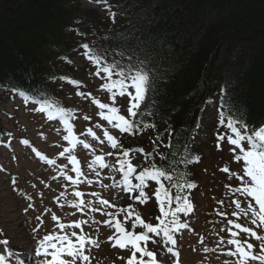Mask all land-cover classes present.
Returning <instances> with one entry per match:
<instances>
[{
  "label": "trees",
  "instance_id": "trees-1",
  "mask_svg": "<svg viewBox=\"0 0 264 264\" xmlns=\"http://www.w3.org/2000/svg\"><path fill=\"white\" fill-rule=\"evenodd\" d=\"M143 1L156 9L108 0L115 20L106 18L96 30L77 0H0V91L42 103L56 100L60 64L83 44L63 35L65 27L90 32L109 62L147 60L154 69V88L134 119L155 127L134 130L136 139L148 138L143 145L156 148L157 165L171 164L175 183L192 182V169L202 159L194 135L206 103L216 101L219 114L231 112L252 128L264 125V0ZM1 104L0 97V112Z\"/></svg>",
  "mask_w": 264,
  "mask_h": 264
},
{
  "label": "rangeland",
  "instance_id": "rangeland-1",
  "mask_svg": "<svg viewBox=\"0 0 264 264\" xmlns=\"http://www.w3.org/2000/svg\"><path fill=\"white\" fill-rule=\"evenodd\" d=\"M78 1L80 8L82 7L83 12L87 14V21L90 20L96 30L102 28L105 20H109V12L108 9H103L104 5L89 0ZM84 51L82 47L77 49L69 60L60 64V77L67 79L59 78L53 83V95L56 98V101H53L56 102L54 106L71 110L70 123L73 125V132L78 135L77 140L88 143L89 148H85L81 143L73 146L69 140H65L64 137L68 132L63 120L57 115L50 119L47 111H39L43 104L23 101L13 94L0 91L2 99L0 120L6 129L4 137L0 138V233L2 229L8 228L6 225L8 223L5 224V221H10L8 226L11 227L12 219L15 220L14 228L27 229L32 233L33 238L35 235L29 226L34 222L39 223L42 230H47L48 225L54 226L55 233L60 232L59 225L64 224L66 227L63 231L70 234L72 231L80 232V229L70 227L71 225L86 221L82 224L83 232L96 239L99 245L88 246L89 250L86 254L89 255L91 264H126L131 252L118 246L112 247L115 241L109 237L115 234V228L105 221L110 220L111 225H114L116 219H119L126 229L131 230L129 226L135 220V216L125 221L124 213L119 211L121 207L130 204L132 210L139 213L146 222L153 225L159 223L156 217L162 214L159 213L158 201L152 194L153 184L145 189L149 196L146 203L141 204L133 199L121 205L119 198L116 199V194L111 189V185L117 180L106 179L109 167L101 168L98 163L94 166L90 165L97 155L103 156L104 162L108 165L110 164L107 162L108 157L111 156L115 163L116 160L123 158L124 150L134 147L132 150L141 148L144 150L143 153L129 151V157L135 156L138 159L136 165L140 164L141 167H137V170L141 171L142 167H147L150 163L148 160L145 161V146L142 143L148 138L138 141L134 132L121 133L118 128H114L99 115L101 110L94 103L93 98L119 108V114L124 115L125 118L130 115L127 112L130 101L127 95L121 97L118 94L116 99L112 100V93L102 87L107 82L106 74L101 72L99 76L95 75L96 66L87 59L83 54ZM70 81L78 83L73 84ZM198 123L194 142L195 145H200L202 159L192 171L199 184L197 191L187 196L192 203V210L187 214L177 213L178 223L187 227L174 230L173 236L177 243L175 245L165 243L158 252L164 258L167 256L171 258L172 264L176 259L173 253H167L168 247L173 248V252L179 253L182 264H236L237 257H230L227 254L230 249L234 250V246L228 244V240L233 238L232 231H240L235 229L234 223L257 228L256 225L251 224L250 214L244 215L241 209L235 206L237 200L241 201V208L251 202V198L234 192L241 182L237 176L231 174L242 173V162L234 159L238 152L231 151L234 146L230 145L227 139L218 140V136L225 134L227 130L219 124L215 103H207ZM89 128L100 137V140L87 134ZM105 130L118 138L122 149L111 147L110 142L103 135ZM130 136L137 141L131 140L127 143L125 138ZM25 140L29 143L24 144ZM101 140L104 142L101 143ZM244 146L247 148V144ZM69 149L71 152L67 151ZM37 152L41 155L38 156ZM61 152H64L63 156L60 155ZM110 152L114 155H108ZM69 155L76 157L78 162L76 167H79L81 175L78 176L73 171L75 166L72 165ZM41 156L46 159H42ZM50 160L55 163H48L47 161ZM149 160L154 161V157H149ZM225 167L228 168L227 172L223 171ZM68 176H72L73 180L78 182L73 183L68 180ZM134 183L138 181L134 180ZM77 191L82 193L81 197L75 195ZM126 192L124 187V191L119 195ZM81 199L84 203L79 208L72 206L74 203L79 204ZM31 200L33 206L30 205ZM102 200H108L109 204H102ZM107 213H113V216ZM10 230H6L9 236L13 232ZM135 231L137 233L141 231L140 227ZM258 234L264 235V228L258 229ZM4 237L8 239L7 236ZM241 237L247 238L254 244V252L259 250L260 241L246 237L243 233L235 238ZM18 239L13 241L16 242ZM148 248L156 251L151 242ZM158 252L157 258H159ZM165 253L167 254L164 255ZM22 260L27 261L25 258ZM42 262L43 260L39 264ZM77 264L80 262L77 261ZM250 264H259V262H250Z\"/></svg>",
  "mask_w": 264,
  "mask_h": 264
},
{
  "label": "snow or ice",
  "instance_id": "snow-or-ice-1",
  "mask_svg": "<svg viewBox=\"0 0 264 264\" xmlns=\"http://www.w3.org/2000/svg\"><path fill=\"white\" fill-rule=\"evenodd\" d=\"M92 2V0H90ZM97 3L103 4L109 12V15L115 20L116 13L111 11V5L108 4V0H95ZM79 22V21H78ZM81 47L85 50L84 55L89 59L95 66V75L99 76L101 72L105 75L107 80L102 85L103 88L107 89L108 92L112 93V100L116 99L117 94L121 97L127 95L130 101V106L127 108V112L130 114V119H126L124 115L119 114V108L110 106L107 103H101L100 100L94 99V103L98 105L99 115L113 125L114 128H118L121 133H132L134 130L142 132L149 127L154 128L155 125L151 123H145L140 120L134 119L137 117V110L140 108V104L145 100L146 95H149L155 84V73L154 69L149 66L147 60L138 61L136 63H130L123 65L118 61H108L106 56V50L91 47L88 43H83ZM122 55V54H121ZM66 59V57H65ZM115 77V79H113ZM61 79H67V77H60ZM73 84L78 83L77 81H70ZM83 95V93H77ZM104 110H107L105 112ZM39 111H47L49 118H54V115L59 116L67 129L68 135L64 137L65 140H69L70 143L75 146L77 143L83 144L85 148H89L90 145L84 141H78L76 136L73 134V125L70 123L72 118L71 110H66L62 107H56L50 103L41 105ZM88 119V117H85ZM219 124L224 127L227 131L223 135L218 136L219 141L227 142L234 146L231 151L237 153L234 159L237 162H242V173L231 175L237 176V179L241 182L239 187L234 189V192L242 193L246 198H251V202L247 203L244 208H241V201H235L236 208L241 209L244 215L251 217V224L256 225L254 229L250 226H243L240 223H234L235 229L240 231H232L233 238L228 240L229 245L234 246V250L230 249L228 255L230 257H237L236 264H250V262H259L264 264V235L258 234V229L264 228V125L259 128H252L247 124L243 118L234 116L231 112L227 115L222 111L219 116ZM87 134L92 136L94 139L100 140V137L91 129H87ZM103 135L110 142L113 149H122V145L119 144L118 140L110 135L107 130L104 131ZM161 137L158 135L156 140H160ZM101 143L104 141L101 140ZM24 144H28L27 140L23 141ZM156 141H153L155 145ZM247 144V148L244 146ZM171 147V145H167ZM71 152V149L67 150ZM129 151H137L143 153V149H129L122 152L121 159L115 161L119 167L116 169L117 172L123 174V185L127 190L128 199L138 200L141 204L148 201L149 196L145 192V188L148 187V181H155L158 184V188L153 191V195L159 204V213L162 216L157 215L156 219L159 223L153 225L150 222H146L141 218L139 213L132 210V206L121 207L120 212L124 213V220L129 221L131 217L135 216V220L131 222L130 229H126L124 224L119 219H116L114 225H111V221H105L110 226L115 228V234L109 239H114L112 247H119L120 249H128L131 255L127 259L126 264H172L171 258L168 260L164 259L162 255L160 261L157 260V252L163 247L165 243L175 245L177 240L173 236V231H178L180 228L187 227V225H181L177 220V213L187 214L192 210V203L187 196H182L180 193L187 189L196 187L195 183L188 182L185 180L184 183H175L174 176L172 173L175 169L171 164L157 165L154 161H151L147 167H142V170L137 173V167H141L140 164L134 166L129 157ZM156 148L153 152L145 154V159L153 156L156 152ZM37 155L41 154L37 152ZM61 156L64 152L60 153ZM108 155H114V153H108ZM42 159L46 157L41 156ZM71 162L76 165L78 162L75 156L69 155ZM162 161L167 160L168 157L160 155ZM198 161V157L194 158ZM48 163H55V161H47ZM183 163H189L187 158L182 160ZM99 164L101 168L109 167L104 162V157L97 155L95 160L92 162L94 166ZM77 175H81L79 167L73 169ZM223 171L227 172L228 168L225 167ZM98 174V173H97ZM135 174V175H134ZM68 180L73 183H77L78 180H73L72 176L67 177ZM133 179L138 183H133ZM167 185V186H166ZM176 189V194L173 195L171 189ZM77 197H81L82 193L77 191L75 193ZM84 201L81 199L79 204H73L75 208H79ZM102 204L108 205V200H102ZM176 207H173V204ZM234 215L236 213H233ZM109 216H113V213H107ZM118 215V213L116 214ZM39 219V217H37ZM55 219V217H53ZM76 223L70 227L80 229V232L72 231L70 234L64 232L66 225L60 224V232H49L41 242L40 247L36 250L35 255L44 257L43 264H91L90 257L86 252L89 250L88 246L98 247V242L93 239L90 235L83 232L82 224ZM171 225V226H170ZM137 227H140L141 231L138 233L135 231ZM241 233L245 234L246 237L254 238V240L260 241V247L257 252L253 251L254 244L249 242L247 238H235L240 237ZM152 243L153 248L156 251L149 250L148 244ZM223 243V241H221ZM0 244L7 245L8 240H0ZM207 251V249H206ZM167 253H173L176 257V264H179V253L173 252V248L168 247ZM165 253L164 255H166ZM139 254V256L137 255ZM14 254L9 251L8 256ZM147 258V259H145ZM123 259V257L121 258ZM0 264H9L8 259L5 255H0ZM18 264H24L23 260H18Z\"/></svg>",
  "mask_w": 264,
  "mask_h": 264
},
{
  "label": "bare ground",
  "instance_id": "bare-ground-1",
  "mask_svg": "<svg viewBox=\"0 0 264 264\" xmlns=\"http://www.w3.org/2000/svg\"><path fill=\"white\" fill-rule=\"evenodd\" d=\"M134 2H136L137 4H139V2H141V8L145 9V10H153L156 9V5H152L150 3H143V0H133ZM90 2V0H89ZM92 2H95V0H92ZM96 4H100L95 2ZM143 3V4H142ZM62 10L64 12H67V9L64 5H62ZM147 6V7H145ZM66 17L67 16H61V23L66 22ZM111 21V20H110ZM84 32V31H83ZM69 35L70 38L73 39V41H77L80 39V41H82L83 43H88L90 48L95 46L96 48H100L103 49L99 46V44L97 43V40L95 39V35H92L90 32L89 34H87L85 32L84 35H80V33L78 34V32H76V28L73 27V25H66L65 30L63 32V35ZM83 34V33H82ZM47 44V43H46ZM63 49V47L61 46L60 48L56 49L55 54L61 52ZM106 50V49H104ZM107 54V52H106ZM21 71V69H20ZM133 148V147H132ZM131 148V149H132ZM132 164L135 166L138 163V159L133 156V157H128ZM111 158H109V160L107 161L108 163H110L109 165V169H110V177L109 179L116 177L118 180H120L119 182H117L116 184L112 185V189L114 191V193L116 194V199L117 197L119 198V204L121 205H125L126 203H128L129 201L133 200V199H128V193H124L123 195H119L120 192H123V185H121V181H122V174L117 172L116 169L118 168L116 166V164L112 163V161H110ZM133 183H134V179H133ZM15 220H11V227H9V222L10 221H5V224L7 225L6 228L7 231H13L12 235L9 236V234L7 233V231L4 229H2V234L0 233V240H4V236L8 237V244L7 245H3L0 244L2 246H0V255H5L8 259L9 264H18V260H22V256H25L27 259H31V254H33L32 252L28 251L32 250L33 252H36V250L40 247L41 242L43 241L44 237L47 235L46 232L44 230L40 229V225L37 222H34L32 224H30V230L34 233L35 238H33L32 233L28 232L27 229H19V228H14L13 224H15L14 222ZM19 238V239H18ZM18 239V241L14 242L13 240ZM34 239V241H33ZM9 251H11L14 255L13 256H8ZM24 254V255H23ZM35 254V253H34ZM161 258V256H159ZM33 259V258H32ZM160 261V259H159ZM35 263V262H34ZM33 262L31 264H34ZM25 264V263H24Z\"/></svg>",
  "mask_w": 264,
  "mask_h": 264
}]
</instances>
